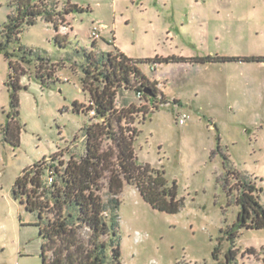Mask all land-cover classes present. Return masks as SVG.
<instances>
[{"label":"rangeland","instance_id":"1","mask_svg":"<svg viewBox=\"0 0 264 264\" xmlns=\"http://www.w3.org/2000/svg\"><path fill=\"white\" fill-rule=\"evenodd\" d=\"M46 1L56 11L68 2L82 9L56 16L66 47L56 44L53 24L41 16L7 44L23 70L16 146L1 132L11 88L6 51L0 50V264H41L36 214L13 198L12 186L38 161L83 153L89 116L73 111L72 104L89 103L79 65L81 49H91L92 41L97 51L151 59L139 68L155 81L157 97L138 99L133 89L121 87L115 104L142 109L132 114L136 160L175 183L182 201L176 213L160 211L124 183L117 195L121 264H264V228L233 229L238 179L260 188L264 202V0ZM11 2L0 0V42L14 12ZM94 28L98 38L91 35ZM37 55L50 61L39 62ZM207 56L228 59L197 60ZM39 63L51 74L43 80L36 76ZM183 112L188 118L178 124ZM108 175L100 180L105 201ZM229 247L235 256L227 263Z\"/></svg>","mask_w":264,"mask_h":264},{"label":"trees","instance_id":"2","mask_svg":"<svg viewBox=\"0 0 264 264\" xmlns=\"http://www.w3.org/2000/svg\"><path fill=\"white\" fill-rule=\"evenodd\" d=\"M11 5L14 12L4 23V41L0 42V50L4 51L12 39H18L23 27L34 24L38 16L53 24L56 44L66 47L67 37L58 32L56 16L62 19L64 15L82 9L68 2L65 8L56 11L46 0H12ZM20 50L27 51L23 46ZM81 54L80 81L89 103L74 101L72 110L89 116V123L82 128L83 153H71L66 161L57 159V155L51 156L49 164L38 161L25 168L12 186L13 198L19 200L25 210L36 214L34 225L41 237V264H121L117 195L125 182L133 184L142 198L157 210L176 213L182 205L175 183H167L158 169L136 160L133 141L137 129L131 126L132 114L142 109L132 104L118 108L115 104L121 87L131 88L135 93L143 91L142 98L154 100L157 97L155 81H150L139 68V63L151 59L130 58L118 49L97 51L95 41H92L91 49L82 48ZM12 55L5 52L10 69L7 85L11 92L10 110L1 132L7 142L16 146L20 131L17 90L20 89L19 76L23 70L10 58ZM37 59L39 62L50 61L49 57L38 55ZM226 59L228 57L207 56L197 60ZM20 60L26 61L25 55ZM152 61L156 62V59ZM45 67L39 63L36 69V76L42 80L51 75ZM106 141L110 145L104 148ZM49 169L53 172L51 183L46 181ZM106 171L109 173L107 188L110 194L107 201L100 195V180ZM235 186L238 188L236 203L239 211L233 229L264 228V202L258 196L260 188L244 179H238ZM84 229L87 230L86 235L83 234ZM48 252L51 257H48ZM218 253L219 248L215 247L213 257L217 259ZM234 256V249L229 247L225 251L226 262L230 263Z\"/></svg>","mask_w":264,"mask_h":264},{"label":"built area","instance_id":"3","mask_svg":"<svg viewBox=\"0 0 264 264\" xmlns=\"http://www.w3.org/2000/svg\"><path fill=\"white\" fill-rule=\"evenodd\" d=\"M95 30H97V29L94 28L93 31H92V33H91V35H92L93 38H98L99 35L96 33ZM142 95H143V91H138V92L136 93V96H137L138 99H141V98H142ZM90 113L93 114V111H91ZM187 118H188V114L183 112V113H181V114L178 116V118H177V123H178V124H184L185 121L187 120ZM46 181H47V183H51V182L53 181V172H52L51 169H49V170L47 171Z\"/></svg>","mask_w":264,"mask_h":264},{"label":"water","instance_id":"4","mask_svg":"<svg viewBox=\"0 0 264 264\" xmlns=\"http://www.w3.org/2000/svg\"><path fill=\"white\" fill-rule=\"evenodd\" d=\"M145 92H146V93H149V91H148V90H146V89H145Z\"/></svg>","mask_w":264,"mask_h":264}]
</instances>
